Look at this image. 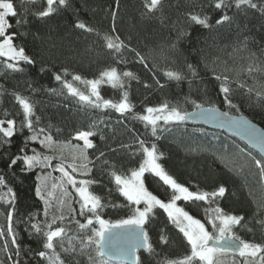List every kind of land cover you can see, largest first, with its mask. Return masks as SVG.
<instances>
[{
    "label": "trees",
    "instance_id": "trees-1",
    "mask_svg": "<svg viewBox=\"0 0 264 264\" xmlns=\"http://www.w3.org/2000/svg\"><path fill=\"white\" fill-rule=\"evenodd\" d=\"M11 2L18 13L16 17H9L10 31L16 33L14 45L22 47L34 63L21 61L24 71L13 72L4 67V58L0 57V120L13 119L16 128L11 138L0 133V176L4 178L1 188L5 191L11 188L15 195L14 204L0 201V231L5 233L0 237V264H13V261L47 264L35 255L42 250L43 237L31 229V224L41 219L43 211L42 201L35 194L37 176L50 169L27 170L22 160L9 168L12 158L33 154L32 149L37 151L40 144L38 140L25 143V138L33 133L21 128L23 112L14 93L34 104L35 116L40 117L35 123L37 132L43 128L44 134L71 145H81V141L74 139L76 132H96L90 137L95 147L87 150L91 172L87 176L79 175V179L97 181L89 185V191L99 196L105 205L99 213L101 218L115 222L131 215V207H143L128 205L110 175L112 171L130 175L131 169L139 167L143 159L138 151L139 139L144 140L147 147L156 145L157 154H162L158 163L190 191L212 192L221 185L226 188L223 197H209L207 201L180 200L179 207L200 219L209 231L211 225L207 224L206 209L218 206L225 214L242 216L241 223L233 227L235 234L244 241L264 244V223H261L264 222V207H261L264 183L252 157L262 158L255 151L225 132L185 121L167 125L158 121L159 127L153 136L151 126L137 118L146 114L147 107L163 103L188 112L193 110L192 101H195L232 115H245L264 129V15L258 9H236L234 5L216 9L215 0H162L155 12L148 13L144 0H66L64 6L54 5L55 11L49 16L40 17L38 13L47 8V0ZM255 2L264 4V0ZM189 13L206 16L210 26L205 28L190 21ZM223 15L230 20L217 24ZM78 21L93 31L76 28ZM106 34L119 35L128 47L121 53L111 54L103 40ZM131 49L145 57V62L140 63ZM118 59L123 62L117 63ZM189 64L192 70L187 67ZM110 67H116L121 73L129 71L135 77L123 78V89L107 83L98 87L101 97L113 102H119L122 92L127 91L132 110L123 115L115 109H96L78 102L54 78L55 74H60L87 95L89 86L73 81L72 76L79 75L82 80L97 79ZM249 67L254 70L250 72ZM166 71L180 72L183 78L169 79L164 75ZM218 76L220 79L216 78ZM222 85L230 88L227 95L235 108L225 103V94L220 91ZM53 89L55 91H51ZM33 120L35 122V117ZM5 139L10 143L4 144ZM21 148L25 151L21 152ZM101 152L104 156L98 160ZM104 160L109 163L103 164ZM144 181L150 192L167 201L171 189L158 177L145 173ZM71 199L75 219L66 216L62 224L57 221L53 225L65 227L67 237L82 235L75 221L84 223L91 215H79L78 198L73 195ZM13 208L12 224L20 256L14 255L11 237H7V212ZM92 227L99 228V225L94 222ZM144 229L154 252H137L143 264H166L168 260L189 254L190 246L183 234L167 220L162 209L153 210ZM87 234H91L90 229ZM162 235L166 242L161 241ZM67 237L65 247H68ZM6 239L12 249L9 252L3 250ZM73 243L79 248L78 240ZM56 251L60 252L59 246ZM91 254L95 255L94 251ZM61 257L65 264H89L87 255L61 252ZM240 260L239 255L231 253L223 256V264H238Z\"/></svg>",
    "mask_w": 264,
    "mask_h": 264
},
{
    "label": "snow or ice",
    "instance_id": "snow-or-ice-1",
    "mask_svg": "<svg viewBox=\"0 0 264 264\" xmlns=\"http://www.w3.org/2000/svg\"><path fill=\"white\" fill-rule=\"evenodd\" d=\"M65 3L66 0H47V8L40 11L38 15L40 17H47L55 11L54 5L64 6ZM161 3L162 0H144V8L148 13H153L159 8ZM233 5L236 9H242L244 7L258 9L264 15V4H258L255 0H215L214 2L216 9L230 8ZM17 15L18 13L11 0H0V57L4 58V67L6 69L13 72H22L24 69L20 67L21 61L26 64H32L34 61L25 55L22 47L17 48L14 45L16 33L10 31L12 24L9 21V17H16ZM188 15L190 21L202 25L205 28L210 26L206 16L202 18L200 15L194 13H189ZM113 16H115V13H113ZM228 20H230V17L223 15L216 23L221 24ZM17 23H20V21L18 20ZM75 27L87 32L93 31L92 28H89L84 22L80 21L75 24ZM112 31L115 32V29L113 28ZM103 40L105 47L113 55L121 53L122 49L128 47L119 35L113 36L106 34ZM131 51L135 52L140 63L145 62V57L141 56L139 52L135 49H131ZM120 62H123V60L118 59L117 63ZM187 67L192 70V65L189 64ZM253 70L252 67H249L250 72ZM65 74H67V70H65ZM193 74H195L194 70ZM164 75L169 79L177 81L183 78L181 73L177 71H166ZM54 78L62 84V88L67 90V94L70 97L77 98L78 102L84 105L96 109H115L121 115L132 110L127 91L122 92V97L119 102L103 99L98 91V87L102 83H107L113 88L123 89V78L135 79L133 73L129 71L121 73L116 67H110L102 71L99 78L92 80H82L79 75H73V81H80L89 86L90 92L87 95L77 87H74L73 83L63 79L60 74H55ZM216 78L220 79L219 76ZM224 79L226 81L227 77H224ZM147 86L145 85V87ZM51 91L55 90L53 89ZM220 91L225 94V103L229 107L235 108L236 105L232 104L231 99L227 95L231 91L230 88L222 85ZM13 95L23 112L21 128H27L33 133L25 138V143L38 140L41 147L53 153H58L57 155H47L32 149L33 155L16 156L11 159V163L9 164V168H11L19 160H22L25 168L30 170L37 166L48 168L52 166L51 162L53 160L59 161L55 165L54 170L61 173L59 178L60 182L53 184V189H58L61 195L54 197L53 191H47L45 194L39 185L36 187L35 192L36 196L45 204L44 215L46 219L31 224V229L43 237L42 250L35 253L41 260H46L47 264H65V261L61 257L62 252L69 255L73 253L87 255L89 264H110L113 259H115L116 264H143L141 257L137 255L138 250L143 249L144 252L149 254L154 252L144 225L149 215L153 213V210L158 208L166 213L167 220L183 234L187 245L190 246L189 254L184 255L182 258L168 260L166 264H197V262L199 264H220L221 257L229 252L238 253L241 258L238 264H264V244L244 241L233 231V227L239 225L243 220L242 216L225 214L223 209L218 206L214 209H206L207 224L211 225V231H209L205 223H202L200 219L194 218L184 208L177 205V201L180 200L207 201L209 197H223L226 188L221 185L212 192L190 191L188 187L178 183L158 163L162 154H157L156 145L153 144L151 147H147L145 146L144 140L138 139V151L142 153L143 157L138 168L131 169L130 175L117 174L115 171L110 173L116 190L127 200L128 205L139 206L143 204V207H131V215L127 216V218L116 220L115 222L101 218L99 213L105 205L102 204L99 196L89 191V185L97 181L88 179L78 180L76 175H74L87 176L91 172V169L88 167L91 161L88 158L87 150L95 147L90 137L95 136L96 132L93 130L76 132L74 139L82 141V146L80 144L71 145L56 141L51 135L44 134L45 129L40 128L38 132L35 130V123L39 122L40 117L35 116L34 104L27 97L19 93H14ZM257 95H260V93H257ZM92 97H95V99H92ZM192 103V112H184L179 107L163 103L158 107H147L145 109L146 114L139 115L137 118L144 121L146 125L151 126L153 136L156 135L157 128L159 127L158 121L161 120L167 125L170 122H183L188 118L204 120L218 119L217 109L214 107L205 108L202 104L196 103L195 101H192ZM222 116L228 118L229 113L224 112ZM33 117H35V122ZM5 123L7 127L3 126ZM227 123L231 127L240 129L246 133L250 141L256 143L261 152L264 153V134L258 135L256 130L249 125L248 121L240 117L228 119ZM15 131V121L13 119H7L6 121L0 120V133H2L3 137L11 138ZM42 134L44 135L41 139ZM101 139H103V136H101ZM3 143L8 144L10 140L5 139ZM124 147H127V145ZM20 151L24 152L25 149L21 148ZM65 152H68L71 157L68 163H65ZM103 156L104 153L101 152L97 159L99 160ZM252 160L255 167L259 169L261 182L264 183V158L257 159L252 157ZM108 163L107 160L103 161L105 165ZM145 173H151L158 177L164 185H167L171 189L167 201L158 198L145 187ZM37 179H46V177L42 178L41 176H37ZM0 185H4V178L2 176H0ZM69 185L71 186L72 192L68 190L67 186ZM73 192L79 197L77 201L79 203V215L86 216L87 213H91V215L86 217L84 223L78 220L75 221L82 235L67 237L65 227H53V225L57 221H60L61 224L63 223L66 219L64 215L65 209L72 216L73 220L75 219L73 213L76 210L72 207L73 201L70 199ZM0 201L14 204L15 195L13 190L8 188L7 193L0 194ZM53 207H55V211L51 213V219H47ZM113 207H118V205H113ZM261 207H264V204ZM13 212L14 208L7 212V237H11L10 244L15 249L14 255L20 256V245L12 224ZM94 222L99 225V228L92 227ZM89 229L91 234H87ZM3 236H5V233L0 231V237ZM66 237L68 239V247H65L64 243ZM160 239L162 242H166V238L163 235ZM74 240H78L79 248L73 243ZM57 246H59L60 252L56 251ZM3 250L5 252L12 250L9 247L7 239ZM92 251H94L95 255L91 254ZM8 259L11 260L12 257L9 256ZM13 264H19V262L13 261Z\"/></svg>",
    "mask_w": 264,
    "mask_h": 264
},
{
    "label": "water",
    "instance_id": "water-1",
    "mask_svg": "<svg viewBox=\"0 0 264 264\" xmlns=\"http://www.w3.org/2000/svg\"><path fill=\"white\" fill-rule=\"evenodd\" d=\"M204 107L209 108L207 106H204ZM215 109H217V117H218V119H216V120H204V119L188 118V119H185L184 121L191 123V124L202 125L203 127H206L207 129H210V130H219V131L225 132L229 136H232V137H235V138L241 140L245 144V146H247L249 149H252L253 151H255L258 154V156H260L261 158H264V153L261 152L260 148L256 145V143L250 141L247 134L242 132L240 129L231 127L227 123V121H228V119H231V118L242 117L244 120L248 121L249 125L256 130V133L258 135L264 134V129L260 126V124L254 122L253 120L249 119L245 115L229 114L228 118H224L222 116V113H224L225 111L218 109V108H215ZM192 111L193 110H190L188 112H192ZM142 250L143 249H139L138 252L142 251ZM229 253H231V252H229ZM231 254L238 255V253H231ZM113 261H115V259H113Z\"/></svg>",
    "mask_w": 264,
    "mask_h": 264
},
{
    "label": "rangeland",
    "instance_id": "rangeland-1",
    "mask_svg": "<svg viewBox=\"0 0 264 264\" xmlns=\"http://www.w3.org/2000/svg\"><path fill=\"white\" fill-rule=\"evenodd\" d=\"M88 90H89V92H90V89L88 88ZM93 99H95V97H93ZM4 127H7V124L5 123L4 125H3ZM91 139V138H90ZM82 144H83V142L81 141V146H82ZM36 152H40V153H43V154H47V155H57L58 153H53V152H51V151H49L48 149H45V148H43V147H41V145L39 144V146H38V149H37V151ZM31 155H33V154H31ZM64 156H65V163H68V162H70V159H71V157H70V154L68 153V152H65L64 153ZM59 161H57V160H53L51 163H52V166L51 167H48L50 170V172H47L46 174H44V175H42L41 177L42 178H45L46 177V179H41V180H39V183H38V185L41 187V189H42V191L43 192H45V194L47 193V191H53V193H54V197H59L60 195H61V193H60V191L58 190V189H53V184H58L59 182H60V180H59V178H60V176H61V173H59L58 171H55L54 170V168H55V165L58 163ZM37 167H39V166H37ZM37 167H35V168H37ZM41 168V167H40ZM26 169V168H25ZM27 170H29V169H27ZM69 171H70V169H69ZM74 175H76V178L79 180V175L78 174H74ZM81 179V178H80ZM68 187V190L70 191V192H72V189H71V186L69 185V186H67ZM2 193H7V191H5V190H3L2 188H1V185H0V194H2ZM73 195H75V193L73 192ZM72 195V196H73ZM76 196V195H75ZM77 198H78V200H79V197L78 196H76ZM70 199H71V197H70ZM42 201V200H41ZM3 202V201H2ZM178 202V201H177ZM4 203V202H3ZM4 204H6V205H8L9 203H4ZM42 204H43V211H42V217H41V219L39 220V221H44L45 219H46V217H45V215H44V210H45V204H44V202L42 201ZM141 205H143V204H141ZM178 205V204H177ZM179 206V205H178ZM79 207V206H78ZM55 211V207H53L51 210H50V215H49V217L47 218V219H51V213L52 212H54ZM64 215L65 216H70L69 214H68V212H67V210L65 209V211H64ZM38 222V221H37ZM36 223V222H35ZM42 227H43V225H41ZM220 264H223V257H221V259H220Z\"/></svg>",
    "mask_w": 264,
    "mask_h": 264
}]
</instances>
